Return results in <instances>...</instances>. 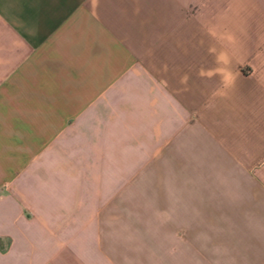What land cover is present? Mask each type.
<instances>
[{"label": "crops", "instance_id": "crops-1", "mask_svg": "<svg viewBox=\"0 0 264 264\" xmlns=\"http://www.w3.org/2000/svg\"><path fill=\"white\" fill-rule=\"evenodd\" d=\"M0 264H264V0H0Z\"/></svg>", "mask_w": 264, "mask_h": 264}, {"label": "rangeland", "instance_id": "rangeland-1", "mask_svg": "<svg viewBox=\"0 0 264 264\" xmlns=\"http://www.w3.org/2000/svg\"><path fill=\"white\" fill-rule=\"evenodd\" d=\"M224 80L216 81L217 85H220ZM153 188H122L120 192V196L116 198V202L120 205V213L121 217H128L129 215H140V210L144 208L145 201H153L154 193H146L148 191H152ZM146 195L148 196L146 198ZM130 210V211H129ZM132 213L130 214V212ZM151 211V210H150Z\"/></svg>", "mask_w": 264, "mask_h": 264}]
</instances>
